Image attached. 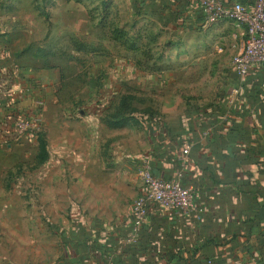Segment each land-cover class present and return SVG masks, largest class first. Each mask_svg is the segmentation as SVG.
I'll return each instance as SVG.
<instances>
[{
  "label": "crops",
  "instance_id": "1",
  "mask_svg": "<svg viewBox=\"0 0 264 264\" xmlns=\"http://www.w3.org/2000/svg\"><path fill=\"white\" fill-rule=\"evenodd\" d=\"M134 1L136 15L164 29L236 27L211 25L195 0ZM11 58L0 49V89L26 90L11 99L20 109L33 107L43 94L47 109L48 76L27 72ZM237 78L232 88L240 84ZM242 85L236 98L220 96L175 118H150L143 129L101 130L91 117L59 116L63 127L55 129L53 143L56 183L63 187L51 196L79 200L83 216L59 229V255L28 258L27 264H264V71H252ZM6 115L0 109V121ZM19 142L2 145L0 167L10 165L4 164L6 153ZM185 145L190 151L183 183L193 189L201 220L151 206L139 241L127 243L132 205L143 191L141 163L147 159L154 176L173 180ZM42 201L48 214L47 198Z\"/></svg>",
  "mask_w": 264,
  "mask_h": 264
},
{
  "label": "rangeland",
  "instance_id": "2",
  "mask_svg": "<svg viewBox=\"0 0 264 264\" xmlns=\"http://www.w3.org/2000/svg\"><path fill=\"white\" fill-rule=\"evenodd\" d=\"M218 24L240 30L164 29L136 15L130 0H0V49L50 81L47 109L44 95L38 97L41 128L7 152L10 165L0 167V264L52 259L62 252L59 229L77 220L72 207L80 208L79 200L51 196L63 187L56 183L53 143L61 116L91 117L101 130L143 129L150 118L233 98L245 79L233 59L249 28L211 23ZM236 78L240 84L232 88Z\"/></svg>",
  "mask_w": 264,
  "mask_h": 264
},
{
  "label": "built area",
  "instance_id": "3",
  "mask_svg": "<svg viewBox=\"0 0 264 264\" xmlns=\"http://www.w3.org/2000/svg\"><path fill=\"white\" fill-rule=\"evenodd\" d=\"M203 10L208 22L217 23L221 20L234 21L245 24L249 30L246 41L239 53L233 59V69L241 79L247 77L254 70L264 71V0H253L251 5L234 3L228 6L223 0H195ZM7 91V92H6ZM3 93L0 89V109L7 111V115L0 121V149L9 141L23 138H33L42 124L43 104L38 100L29 109L18 108L12 97L27 94L21 87H14ZM243 91V86L232 90V97L236 98ZM7 97H2V95ZM5 98V99H2ZM190 146L183 147V156L179 159L180 170L175 179L164 180L153 175L152 167L147 159L141 163L139 175L143 182V191L132 205L131 227L127 243L136 244L141 236L142 228L149 218L151 206L174 212L180 215H194L200 220L192 188L182 184ZM80 208L73 206L72 215L78 217ZM106 264V263H105ZM110 264V262H108ZM211 264V261L208 262Z\"/></svg>",
  "mask_w": 264,
  "mask_h": 264
},
{
  "label": "trees",
  "instance_id": "4",
  "mask_svg": "<svg viewBox=\"0 0 264 264\" xmlns=\"http://www.w3.org/2000/svg\"><path fill=\"white\" fill-rule=\"evenodd\" d=\"M136 4V0L133 2V4ZM251 3H253V0H252V2ZM134 4V5H135ZM243 4V3H242ZM244 5H247V4H244ZM136 6V5H135ZM135 6H134V9H136L135 8ZM205 16V15H204ZM206 17V16H205ZM43 150H44V144H43ZM46 159L45 158H42V161H45ZM182 184L185 186V187H187L184 183H183V181H182ZM194 196H195V194H194ZM200 215V214H199ZM200 220H201V215H200ZM143 229V228H142ZM142 233V232H141ZM141 237V236H140Z\"/></svg>",
  "mask_w": 264,
  "mask_h": 264
}]
</instances>
